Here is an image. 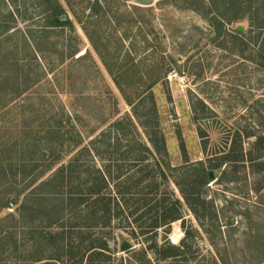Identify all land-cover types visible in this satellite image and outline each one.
<instances>
[{"label": "rangeland", "instance_id": "rangeland-1", "mask_svg": "<svg viewBox=\"0 0 264 264\" xmlns=\"http://www.w3.org/2000/svg\"><path fill=\"white\" fill-rule=\"evenodd\" d=\"M57 7L59 20L70 24L49 26ZM190 7L185 0H0V161L12 164L8 174L18 171L14 187L31 193V178L57 155L62 160L52 171L72 156V143L85 145L121 119L130 118L150 147L137 119L138 103L151 106L152 98L172 167L183 163L179 136L189 164L207 165L232 146L235 131L264 135V62L250 58L257 46L247 20L225 25L218 37ZM238 32L244 41H235ZM198 103L208 113L196 123ZM253 140L244 139V149ZM251 169L246 164L243 173L223 179L211 172L204 197L214 205L199 209L200 219L171 185L183 205V226L174 223L169 240L180 245L184 226L191 237L176 264H264V189L262 198L246 194L264 184V174ZM29 193L0 211L4 225ZM111 245L123 259L146 246L120 231Z\"/></svg>", "mask_w": 264, "mask_h": 264}, {"label": "trees", "instance_id": "trees-1", "mask_svg": "<svg viewBox=\"0 0 264 264\" xmlns=\"http://www.w3.org/2000/svg\"><path fill=\"white\" fill-rule=\"evenodd\" d=\"M185 2L208 18L209 26L218 37L225 25L246 19L249 36L254 41L251 44L253 48L257 46L256 58H250L264 62L261 52L264 50V0ZM61 12L57 7L50 15L53 18L50 27L70 24L68 20H59ZM242 35L238 32L235 41H244ZM36 50L41 49L36 45ZM18 80H22L19 75ZM142 103H138L136 125L150 147L144 145L130 118L121 119L85 145L82 141L72 143V156L52 171L53 164L62 160L57 155L39 175L31 178L29 184H36L31 193L27 188L14 187V181L20 177L18 171L11 170L8 174L7 167L12 164L0 161V211L14 205L16 197L29 193L15 209L10 224L0 221V264H176L183 259L184 248L191 237L184 226L180 245L169 240L170 227L178 221L183 226V205L171 185L177 188L184 205L200 219L199 209L214 205L204 197L210 183L209 173L221 172L223 179L228 172L233 176L241 174L249 164L250 172L254 169L264 174V135L251 131H235L232 146L207 165L202 161L189 164L184 141L179 136L183 163L172 167L154 100L152 98L151 106ZM207 113L202 103L192 106L196 123L207 118ZM198 133L205 144L206 133L199 126ZM251 137L254 140L244 149L243 140ZM58 144L61 146L63 142ZM224 165L229 169H222ZM23 173L22 177L29 176ZM241 176L246 182L248 173ZM246 186L249 188L247 183ZM263 189L264 184L249 188L246 194L254 193L262 198ZM5 196L12 199L4 201ZM216 217L213 211L210 218ZM116 231L134 241L140 238L146 246L132 251L128 259L117 258L111 245L115 244ZM160 232L163 233L161 239Z\"/></svg>", "mask_w": 264, "mask_h": 264}, {"label": "water", "instance_id": "water-1", "mask_svg": "<svg viewBox=\"0 0 264 264\" xmlns=\"http://www.w3.org/2000/svg\"><path fill=\"white\" fill-rule=\"evenodd\" d=\"M146 2H147V1H145V3H146ZM238 30H241V27H239ZM209 179H210V180L213 179V175H212V173H209ZM127 247H128V246H127L126 244H124V245H122L121 249L124 251V250L127 249Z\"/></svg>", "mask_w": 264, "mask_h": 264}]
</instances>
